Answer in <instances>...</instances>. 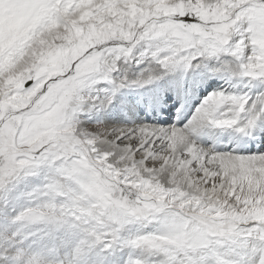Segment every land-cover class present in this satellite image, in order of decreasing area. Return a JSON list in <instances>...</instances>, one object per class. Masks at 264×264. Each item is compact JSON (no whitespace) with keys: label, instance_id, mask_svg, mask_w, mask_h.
Wrapping results in <instances>:
<instances>
[{"label":"snow or ice","instance_id":"snow-or-ice-1","mask_svg":"<svg viewBox=\"0 0 264 264\" xmlns=\"http://www.w3.org/2000/svg\"><path fill=\"white\" fill-rule=\"evenodd\" d=\"M0 264H264V0H0Z\"/></svg>","mask_w":264,"mask_h":264}]
</instances>
